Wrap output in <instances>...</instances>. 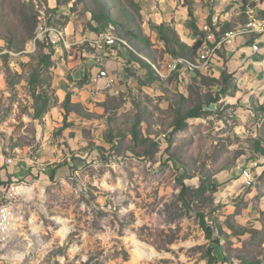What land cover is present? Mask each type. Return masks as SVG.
Returning <instances> with one entry per match:
<instances>
[{
	"label": "rangeland",
	"instance_id": "374dc122",
	"mask_svg": "<svg viewBox=\"0 0 264 264\" xmlns=\"http://www.w3.org/2000/svg\"><path fill=\"white\" fill-rule=\"evenodd\" d=\"M98 1L0 0V178L4 158L19 159L6 168L16 171L14 180L5 178L19 193L0 264H264V154L255 149L258 138L264 149L261 98H244L251 88L235 81L222 94L220 85L188 71L167 75L172 55L129 0L118 1L134 12L139 46L121 27L110 32L138 53L116 45L108 62L116 81L106 87L85 40L90 23L106 30L92 20ZM234 17L226 31L252 20ZM57 31L66 42L55 48L50 36ZM38 41L55 49V68L43 70L45 78L62 77L56 87L65 90L40 119L29 85L45 53ZM209 43L207 34L203 47ZM147 65L163 79L150 77ZM209 100L205 115L173 131L182 104ZM138 120L147 143L131 135ZM243 167L251 169V185ZM206 183L215 188L201 191ZM203 218L220 241L213 263Z\"/></svg>",
	"mask_w": 264,
	"mask_h": 264
},
{
	"label": "crops",
	"instance_id": "0c3cea01",
	"mask_svg": "<svg viewBox=\"0 0 264 264\" xmlns=\"http://www.w3.org/2000/svg\"><path fill=\"white\" fill-rule=\"evenodd\" d=\"M115 1L114 11L123 8L128 13L132 14L133 11L126 5H120L118 0ZM139 5V16L141 17L142 26L151 29V24L170 25L178 34L180 40L188 45H193L198 36L195 35L193 29L190 26V22L193 20L198 25L199 28H202L205 24H208L207 20L211 16L214 24H216V30H221L225 26H231L236 18L235 15L247 14L248 19L251 17V21L259 16V11L264 7V0H134ZM122 3V1H120ZM192 13V17H191ZM135 15V14H134ZM255 15L256 17H254ZM132 31L137 35L138 39L135 40V45L139 46L140 44V27H138L135 22L132 23ZM249 24V23H248ZM224 25V26H223ZM246 23L239 27H244ZM105 27L103 30L107 29ZM238 30V27H236ZM235 32V30H230L228 32ZM208 39L216 44L225 36V32L219 40L216 39L213 32L207 31ZM96 33L92 32L90 37L86 39L93 38ZM154 34H156L154 32ZM213 34V36H212ZM250 34H259L256 32H250ZM157 35V34H156ZM234 41L231 45H226L229 41ZM251 36L248 34H243L237 37H230L225 39L221 46L225 50L222 57L218 55L213 63V76L219 78L223 70H227L229 73L233 74L234 81L238 88H242V85H246L247 88H251L250 91L245 92L243 89V95L249 97L258 95L261 99L259 100L260 105H264V66L259 64V61L264 58V46L261 53H254L251 44ZM207 47V46H206ZM205 47H202L203 49ZM136 50V49H134ZM137 51V50H136ZM116 52L114 49L113 54ZM171 59V58H170ZM169 59V60H170ZM216 63V64H215ZM214 65H216L214 67ZM96 69V68H94ZM212 71V72H213ZM110 72V71H109ZM59 73V72H58ZM111 73V72H110ZM60 74V73H59ZM83 72L81 71V75ZM112 74V73H111ZM80 75V76H81ZM115 76V75H114ZM116 77V76H115ZM62 77H56L53 80V88L56 91V95L59 96L63 94L65 90L60 87H56V82H62ZM68 87V85H67ZM66 87V88H67ZM70 88V87H69ZM247 89V90H249ZM257 102V100H256ZM23 167V166H22ZM9 168V167H8ZM3 172V171H2ZM12 173V172H9ZM8 173V174H9ZM16 171L12 174L16 177ZM5 173H2L3 176ZM4 177V178H5Z\"/></svg>",
	"mask_w": 264,
	"mask_h": 264
},
{
	"label": "trees",
	"instance_id": "16d2710c",
	"mask_svg": "<svg viewBox=\"0 0 264 264\" xmlns=\"http://www.w3.org/2000/svg\"><path fill=\"white\" fill-rule=\"evenodd\" d=\"M129 1L135 7L136 11L139 12V9H140L139 5L134 0H129ZM98 2L100 3V8L97 11L92 10L93 11L92 20L96 22L98 25H102L103 29L105 27H108L105 31H112L111 29L114 30L117 27L119 28L121 27L122 29L125 30V33L122 36H124L128 40L130 39L133 43H135V40H137L138 37L137 35L134 34V32L131 29L133 25H126L127 21L124 18L125 16L128 18V20L133 22L134 19L132 18V14L128 13L123 8L121 9L119 8L118 11H114L113 8L115 6L114 5L115 1L112 2L111 0H99ZM259 16L264 17V7L260 9ZM121 17L125 21H123ZM191 17H192V13H191ZM207 22L211 28V32L215 34V37L217 40H219L225 32L230 31V30L226 31L227 30L226 26L222 28L221 30H216L217 26L216 24H214L211 16L208 18ZM89 26L92 32L96 34L101 32L99 31L98 28L93 27L91 23L89 24ZM190 26L193 29L195 35L198 36V38L196 39L193 45H188L182 42L177 32L168 24H162V25L151 24V29L158 35L159 40L163 42L165 46H167L168 52L172 55V58L185 57V58L196 60L197 55L199 54L201 48L204 45L205 38L208 32L205 31L203 27L199 28L198 25L193 20L190 22ZM38 44H39V48L43 50V52L45 53L42 54L38 69L34 70L30 74V79H29L30 89L36 101V104H35V111H36L35 118L36 119L42 118L45 114H47L51 110V108L53 107L51 103L54 100H59V96L56 95V91L53 88L54 79L52 77L45 78V75L43 74V70H49V69L55 68V65H56L55 49L53 48L52 45L48 44L46 41H38ZM209 45H211V43H209ZM147 66L152 71L149 75L150 77H154V74L157 76L159 75L155 67L151 65H147ZM177 71H180V68ZM181 71L183 72L188 71L190 72L189 73L190 78L194 77L195 79L196 78L203 79L205 82H208L210 85H213V83H217L218 85L221 86L220 90L221 91L223 90L222 94H227V92L224 91V89L228 88L231 82L234 81L233 74L229 73L227 70H223L221 72L220 78L209 77V75L211 76L213 75L206 74L205 72L197 70V69H189L185 65H181ZM86 77H87V73L83 72V74L81 75V79L86 78ZM39 89L41 90L40 92H38ZM50 90H51V93H48V91ZM186 99L187 97L183 94L182 101L184 102ZM214 101L215 100H209L206 103H199V104H196L195 106H187V104L185 105L182 104V106H180L176 110V118L173 123V131L184 130L188 126L189 119L198 118V117H202L203 115H205L207 112L205 110V106H209L210 104H213ZM70 104H71L70 97L67 95L65 102H64V108H66L67 110V113L65 115H69L71 113V111L68 110V107ZM80 116L84 117L83 115H80ZM140 124L141 122L139 120L135 123V126L133 127L131 131V135L135 142L142 141L143 143H147V138L142 137ZM259 140L260 139L258 138L255 141L256 152L258 151L264 154V149L261 147V143L259 142ZM156 145L158 144L155 143V146ZM13 176L15 177L14 174ZM13 176L10 177V179L13 180ZM8 182L9 180L7 181L0 180V186L2 185L6 186L8 185ZM209 186L213 187L214 185H212L211 183L203 184L201 185L200 190L205 191L209 189ZM201 226L203 230L205 231L206 238L211 242V248L208 251V258H209V261L213 263V261L217 260V257L213 254L214 252L213 245L220 244V241L219 239H213L214 228L211 225H209L205 221L204 218L202 219ZM229 226L230 228H233V225H229ZM229 264H234V263L230 262ZM248 264H259V262H250Z\"/></svg>",
	"mask_w": 264,
	"mask_h": 264
},
{
	"label": "built area",
	"instance_id": "2783aa9c",
	"mask_svg": "<svg viewBox=\"0 0 264 264\" xmlns=\"http://www.w3.org/2000/svg\"><path fill=\"white\" fill-rule=\"evenodd\" d=\"M250 23V22H248ZM207 25V24H205ZM205 25L203 26V29L205 28ZM49 30H51V28H49ZM238 33H243L248 34L251 36L252 39V44H251V48L253 50L254 53H261L262 48L264 46V27H259V34H250V32H242L239 31ZM213 36V34H212ZM99 39H106V47H94V51L91 53V58L94 62V64L97 66L95 67L97 69V73L100 79H102L105 82V86L109 87L112 86L115 81H116V77L111 74L109 72V68H108V62L110 61V59L113 56V52L114 49L116 47V44H111L109 43L107 38L101 37L98 34H95V36L93 38L90 39H85L87 42H89V40H99ZM50 40L52 42V44L54 45L55 48H58L59 46L57 45L55 39L53 37L50 36ZM234 41L232 40L230 42L231 45L233 44ZM223 46H216V44H211L209 45V49L210 48H222ZM197 60H201L204 61V68H213V63L215 59H210L209 57V52L205 53V55H197ZM170 61H178L177 58H171L170 60H168L164 65L166 66ZM259 64L261 66H264V58H262L259 61ZM179 68L181 71V64L179 62ZM183 72V71H182ZM0 154H2V150L0 148ZM15 155V154H14ZM9 156L8 158H4V165L6 166V168L13 166V165H17L18 162V157L15 156ZM5 167H2L1 171H5V174H8V172L6 171ZM241 172H242V176L246 182L247 185H249V183H251V181L253 180V175L251 172V169H248L246 167L241 168ZM9 175H11V177L13 176L12 173H9ZM16 177L13 176V180ZM0 180H4L7 181L6 178H3ZM18 193L19 191H14L13 189H10V185L8 184L7 186H0V205L2 204V201H16L18 200ZM15 214L16 212H11L9 215V220L7 221V224L4 226V228H0V248L6 244L10 237H11V233L13 230V226H14V220H15Z\"/></svg>",
	"mask_w": 264,
	"mask_h": 264
},
{
	"label": "bare ground",
	"instance_id": "6f19581e",
	"mask_svg": "<svg viewBox=\"0 0 264 264\" xmlns=\"http://www.w3.org/2000/svg\"><path fill=\"white\" fill-rule=\"evenodd\" d=\"M259 27H264V17L253 19L252 22L247 24L246 28L238 29L235 32L232 31V32L225 33V36L221 39V41L216 43V46H221L222 43L225 41V39H228L231 36L237 37V36L243 35V33H238L239 31L259 33ZM204 30L210 31L211 28L207 24V25H205ZM57 32H59V31H57ZM54 36H55L54 39H55V41L59 47L61 46L60 45L61 42H66V39H65L62 32H59L58 34H55ZM99 36L107 38L109 43H111V44H116V45L121 44V45L128 46V47L131 46L130 44L128 45L126 40H124L122 38H118L116 35H114L110 31L99 32ZM89 44L92 45L93 47H106V39L89 40ZM130 48L133 51H135V53H138L132 47H130ZM219 49L220 48H210L209 49V46H207L206 48L201 49L198 55H205V53L209 52L210 59H215L218 55ZM177 60L178 61H171V63L168 65L167 75H170L172 72L179 70V62L181 65H185L189 69H197V70H200L203 72H206L210 69V68H204V61L197 60V58H196V60H193L190 58L178 57ZM160 74L162 76H164L163 73H160ZM252 182H253V180L251 181V183H249V185H251ZM20 188L23 189L22 187H19V189ZM10 189H13L14 191H18L17 190L18 189L17 184L12 183L10 185ZM15 202L16 201H2V204L0 205V228H4V226L7 224V221L9 220L10 213L15 211V205H16Z\"/></svg>",
	"mask_w": 264,
	"mask_h": 264
}]
</instances>
